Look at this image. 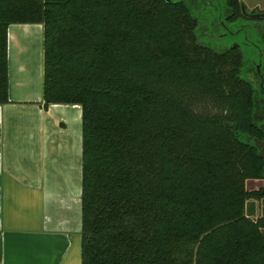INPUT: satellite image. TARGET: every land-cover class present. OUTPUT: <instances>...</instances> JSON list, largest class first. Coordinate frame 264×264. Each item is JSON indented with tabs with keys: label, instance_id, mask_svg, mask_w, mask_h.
<instances>
[{
	"label": "trees",
	"instance_id": "trees-1",
	"mask_svg": "<svg viewBox=\"0 0 264 264\" xmlns=\"http://www.w3.org/2000/svg\"><path fill=\"white\" fill-rule=\"evenodd\" d=\"M241 4L0 0V104L8 25L41 23L44 106H81V264H264V187L245 186L264 177V17ZM207 8L234 34L262 22L256 60L200 30Z\"/></svg>",
	"mask_w": 264,
	"mask_h": 264
},
{
	"label": "crops",
	"instance_id": "crops-1",
	"mask_svg": "<svg viewBox=\"0 0 264 264\" xmlns=\"http://www.w3.org/2000/svg\"><path fill=\"white\" fill-rule=\"evenodd\" d=\"M6 33L0 264H81V106H44L41 23H12ZM255 206V215L264 212V200Z\"/></svg>",
	"mask_w": 264,
	"mask_h": 264
},
{
	"label": "rangeland",
	"instance_id": "rangeland-1",
	"mask_svg": "<svg viewBox=\"0 0 264 264\" xmlns=\"http://www.w3.org/2000/svg\"><path fill=\"white\" fill-rule=\"evenodd\" d=\"M242 1H243L242 3L244 5L245 13H247L249 15H255L257 13H263L264 12V0H242ZM206 11H207V13H206L207 18H216V17H218L219 14L220 15L222 14L220 12V9L218 10V9H211V8L208 9L207 8ZM243 23L245 24L244 29L242 31H240L239 34L230 35V36H228L227 39L223 38L221 41L225 44L228 43L229 47L234 45L235 43L241 42L243 39V35H247L251 40L257 41L256 32L262 28V26H263L262 22L254 21L252 19H247ZM200 30L202 32H203V30L206 31V26L205 25L201 26ZM217 31L218 30H216V32ZM216 32H214V36L210 37L211 41H213L215 39ZM242 51L244 52L245 58L247 59L248 62H252V60H254V59L256 60V57H257L256 52L254 50H252L251 47L243 46ZM211 108L212 107H209L206 104L207 110L211 111ZM260 146H261V151L264 153V142H262L260 144ZM261 180L264 181V178L263 179L258 178L254 182H252L251 179L247 180L246 188L250 189L253 185L256 188L264 187V186H261V184L263 183Z\"/></svg>",
	"mask_w": 264,
	"mask_h": 264
},
{
	"label": "flooded vegetation",
	"instance_id": "flooded-vegetation-1",
	"mask_svg": "<svg viewBox=\"0 0 264 264\" xmlns=\"http://www.w3.org/2000/svg\"><path fill=\"white\" fill-rule=\"evenodd\" d=\"M221 17H222V14L221 15L219 14L216 19L210 20L209 21L210 25H209V27H206V31H205V33L208 36L212 37V36H214V32H216V30H218L216 32V34H215V39L213 40L214 43H216V45L218 46V48L224 49V50H228L229 48H233V47H235V48H241L242 49L243 46H248L249 43H252L253 44L251 46L252 50H254L256 52V54H258V55L261 53V47L259 46V43L258 42L257 43H254V42L249 41V40L246 41L245 40V39H247V36L246 35H243L242 41L241 42H238L237 43L238 44L237 46H235L236 43L234 45L230 46V47H229L228 43L227 44L223 43L221 41L223 38L227 39L228 36L233 35L234 33H233L232 30H230L228 28V25L226 23H224V21H222L221 19H219ZM236 31H238V30H236ZM239 33L240 32H238L237 34H239ZM256 34H257L258 37H260V35H259L260 34V30L257 31ZM259 68H260V62L259 63H256V70L258 72H259Z\"/></svg>",
	"mask_w": 264,
	"mask_h": 264
},
{
	"label": "water",
	"instance_id": "water-1",
	"mask_svg": "<svg viewBox=\"0 0 264 264\" xmlns=\"http://www.w3.org/2000/svg\"><path fill=\"white\" fill-rule=\"evenodd\" d=\"M168 1V0H167ZM241 9H242V12L243 13H245V10H244V5L243 4H241ZM253 16H260V17H264V12L263 13H257V14H255V15H253ZM238 44L236 43V45L235 46H237Z\"/></svg>",
	"mask_w": 264,
	"mask_h": 264
}]
</instances>
